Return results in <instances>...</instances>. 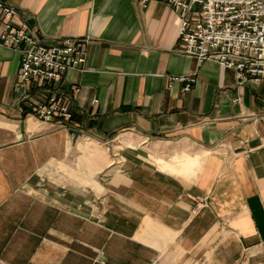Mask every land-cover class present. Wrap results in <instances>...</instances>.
I'll use <instances>...</instances> for the list:
<instances>
[{
	"label": "crops",
	"instance_id": "crops-1",
	"mask_svg": "<svg viewBox=\"0 0 264 264\" xmlns=\"http://www.w3.org/2000/svg\"><path fill=\"white\" fill-rule=\"evenodd\" d=\"M4 1L88 56L21 86L0 42V264H264V80L184 54L167 0ZM52 93L65 126L34 114Z\"/></svg>",
	"mask_w": 264,
	"mask_h": 264
},
{
	"label": "built area",
	"instance_id": "built-area-1",
	"mask_svg": "<svg viewBox=\"0 0 264 264\" xmlns=\"http://www.w3.org/2000/svg\"><path fill=\"white\" fill-rule=\"evenodd\" d=\"M148 0H143L146 4ZM180 19L182 51L198 64L215 60L233 69L243 83L264 80V0H167ZM0 42L21 53L19 85L47 84L63 79L68 70H85L88 39L64 38L47 45L21 20L13 5L0 0ZM190 91L196 75L171 77ZM76 87L75 92H80ZM94 102H97L95 100ZM42 122L65 126L74 117L72 98L52 93L32 102ZM206 203H198L195 210Z\"/></svg>",
	"mask_w": 264,
	"mask_h": 264
}]
</instances>
